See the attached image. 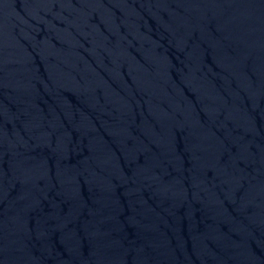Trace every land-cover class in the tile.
Listing matches in <instances>:
<instances>
[{
  "label": "water",
  "instance_id": "95a60500",
  "mask_svg": "<svg viewBox=\"0 0 264 264\" xmlns=\"http://www.w3.org/2000/svg\"><path fill=\"white\" fill-rule=\"evenodd\" d=\"M0 264H264V0H0Z\"/></svg>",
  "mask_w": 264,
  "mask_h": 264
}]
</instances>
